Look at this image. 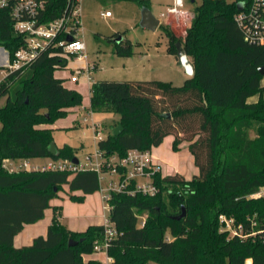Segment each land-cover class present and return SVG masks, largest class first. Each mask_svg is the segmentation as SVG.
Instances as JSON below:
<instances>
[{
    "label": "trees",
    "instance_id": "trees-1",
    "mask_svg": "<svg viewBox=\"0 0 264 264\" xmlns=\"http://www.w3.org/2000/svg\"><path fill=\"white\" fill-rule=\"evenodd\" d=\"M136 1L149 6L148 0ZM66 4L48 0L41 19L56 18ZM237 11L235 1L202 0L184 36L161 25L169 39L167 52L177 58L180 42L195 65L194 75L183 85L160 79L91 84L90 109L112 112L113 127H124L119 135L111 132L98 140L103 156L152 149L174 134L173 148L188 141L199 168L190 179L158 172L160 192L154 196L111 193L108 217L117 234L108 253L114 264H246L248 258L264 264V195L254 196L264 187V74L259 70L264 44L245 39ZM24 41L13 32L9 10L0 8V46L12 59ZM116 42L117 54L133 53L131 41ZM67 56L61 46L50 45L0 82V264H100L85 256L103 240L104 224L71 230L61 220L60 206L50 203L65 185L71 199L83 201L100 189L98 172L10 171L4 166L7 160L77 155L70 144L52 154L54 128L43 126L83 103L82 93L55 75L67 68ZM255 95L259 98L251 101ZM77 190L83 195L72 194ZM50 207L54 214L47 234L30 245L15 246L14 237L25 224L44 218ZM183 207L186 215L177 219ZM221 214L233 218L232 229L225 227ZM70 239L77 243L69 245Z\"/></svg>",
    "mask_w": 264,
    "mask_h": 264
},
{
    "label": "rangeland",
    "instance_id": "rangeland-1",
    "mask_svg": "<svg viewBox=\"0 0 264 264\" xmlns=\"http://www.w3.org/2000/svg\"><path fill=\"white\" fill-rule=\"evenodd\" d=\"M184 1L185 9L191 13L190 18L171 16L168 19L165 18L161 23V25L170 26L180 36L186 34V30L191 26L194 10L202 2V0ZM228 1L233 2L234 0ZM148 2V7L158 17L162 12H166L174 0H148ZM143 7L136 0H82L80 37L86 43L87 56L85 59L79 60L77 56L68 55V66L62 70L69 75L76 74L83 78L82 67L88 62L91 66L96 67L91 69L92 82L102 79L116 81L160 79L171 81L176 86L183 85L190 75L178 64L176 56L167 52L169 39L164 27L160 25L154 31L141 25ZM106 11H111V16L104 15ZM118 37L124 42L131 41L133 53L130 56H121L116 53ZM2 70L4 68L0 66V72ZM0 79H2L1 74ZM69 79L71 78L69 77ZM73 84H77V82L74 81ZM3 103L4 101L1 100L0 104ZM88 112L85 107L78 112H71L69 117L73 114L74 117L70 118V125L55 129L53 133L58 146L65 143L75 146L77 157L81 161H85L87 154L95 153L99 138H106L115 128L113 126L116 116L112 112H96L94 115ZM85 117L87 120L84 119ZM95 123L98 124V132L94 128ZM174 139L175 135L170 134L162 142L163 144L161 143L162 151L168 153L167 157L161 156L164 159L162 172L167 174L169 167L172 172H177L178 168L181 169L185 177L192 178L199 173V168L189 150L188 141L184 140L176 150L173 148ZM11 161L7 160L10 165ZM15 161V163L28 161L32 167L47 163L49 158L16 159ZM112 177L110 174H105L101 180V187H106L108 180ZM262 190L264 187L260 189V191ZM57 199L68 213L66 218H61L68 226H71L72 222L78 223L87 218L86 206L80 207L78 201L71 199L65 190L61 191V196L59 195ZM88 200L86 201H94L98 204L99 197L94 196L92 201ZM60 208L62 213L63 208L61 206ZM102 210L101 205L93 208L98 220L103 219ZM51 214L52 207L47 211L48 217ZM147 264L158 263L150 261Z\"/></svg>",
    "mask_w": 264,
    "mask_h": 264
},
{
    "label": "built area",
    "instance_id": "built-area-1",
    "mask_svg": "<svg viewBox=\"0 0 264 264\" xmlns=\"http://www.w3.org/2000/svg\"><path fill=\"white\" fill-rule=\"evenodd\" d=\"M241 8L235 15L238 26L243 30L245 39L249 42L264 44V0H234ZM48 0H0V8H6L10 12L11 25L15 35H23L24 45L20 47L10 58L8 50L0 46V66L4 68L0 72L2 79L8 72L18 70L29 65L39 53L50 45L61 46L66 55L77 56L79 59L86 58V43L80 37V26L82 16V0H67L66 7L61 15L56 18L44 21L41 18L46 11ZM238 7V6H237ZM111 11H106L104 15L111 16ZM191 13L185 9L184 0H174L166 12H162L158 18L160 23L171 16L179 18H190ZM71 38L72 40H69ZM94 66L82 68V73L89 74ZM71 79L77 81L79 76L74 74ZM87 120V118H84ZM98 124H94L97 131ZM101 139V138H99ZM153 149V148H152ZM152 149L140 150L131 149L127 155L120 157L117 154L103 156L99 148L95 153L85 156V161L79 160L77 163L73 159H51L42 165L30 167L28 161L20 163L18 166H4L10 171L18 169L29 170H59L76 173L81 170H96L99 174L100 182L105 174L113 176L108 180L107 188L104 190V200L106 209L109 212L108 202L112 192H127L136 194L137 192L146 195H157L160 192L159 185L155 182V176L161 172V166L155 162ZM256 195H264V190L258 191ZM221 221L226 228L232 229L233 218L220 215ZM104 238L94 246V252L104 251L108 260L100 264H114L113 258L108 253L110 240L117 234V230L110 221L108 215L105 222ZM145 224V217H141L140 225ZM233 232L237 231L233 229ZM246 237L247 235H242Z\"/></svg>",
    "mask_w": 264,
    "mask_h": 264
},
{
    "label": "crops",
    "instance_id": "crops-1",
    "mask_svg": "<svg viewBox=\"0 0 264 264\" xmlns=\"http://www.w3.org/2000/svg\"><path fill=\"white\" fill-rule=\"evenodd\" d=\"M83 59H79V60H83ZM176 61H178V58H176ZM178 64H179V62H178ZM89 65L90 64H88V62H86V64L82 68L84 69V68H86ZM95 68L96 67L94 66L93 69H95ZM55 75L57 77L65 78V85L66 86H68L70 88H75V89L79 90L82 93V95H83V103L81 105H77V106L71 107L69 109V114L71 112H78L83 107H85V109H88V111H89L88 113H90L91 115H94L96 113V112H93L90 109L91 84H92L91 70H90L89 74H87V73L86 74H83L84 75L83 78L82 77H79V79L76 81L77 84H73L74 81L72 79H69V77L71 78L74 74L69 75V74L65 73L62 69L56 70ZM262 85L264 87V77L262 79ZM258 98H259V95H255V96L251 97L250 100L251 101H255ZM69 114L66 117H64V118L57 119L52 124L43 125V126L53 127L54 130L55 129H59V128L68 127L70 125V118L74 117V114H73V116L71 115V117H69L70 116ZM165 139H166V137H165ZM54 141H55V138H54ZM65 144H68V143H65ZM162 144L159 145L158 147H153V149H152L153 158H154L155 162H157L161 166V171H163V164H164V159L161 156L167 157V154H168L166 151L165 152L162 151V149H163L162 148L163 147ZM188 145H189V143H188ZM58 147H60V146H58ZM97 148H98V143H97ZM192 156H193V154H192ZM15 162H16L15 160H12L11 161V165H10L9 162L6 161V163H7L8 166H15L16 167V166H18L20 164V163H15ZM176 171L177 172H172L171 171V168L169 167V170H168L167 174L180 173V174L184 175L183 172L181 171V169H178L177 168ZM162 174L163 175H167V174H165L163 172H162ZM186 178L187 179H190L189 177H186ZM100 184H101V182H100ZM106 188H107V186L104 187V188L100 187V189L98 191H96L94 193H91V194H86L83 201H81V202L78 201L80 207L86 206V210H87V213H88L87 214L88 215L87 218L82 219L78 223L77 222H72L73 225L71 224V226H68L63 221L62 222L69 229L75 230V231H83L89 225H92V224H103L105 222V220H106L107 215H108V211L106 209V202L104 200V194H105V191L104 190ZM64 190L69 194V188H68L67 185H65ZM72 194H75V195H83V192L81 190H77V191H73ZM59 195L61 196V191L59 192ZM94 196H98L99 197L98 204H96L94 201L93 202H87V201H89L88 199L91 200L92 197H94ZM50 203H51V206H61L63 208V212H62L61 218H66V215H68V213L64 209V206H62L63 204L58 201L57 197L56 198H53ZM100 205H101V208L103 209L101 211V215H102V218H103L102 220H100V219L98 220L97 217H95V213L93 211V208L100 207ZM48 209L49 208H47L45 210V216H44V218L40 219L39 221H37L35 223L25 224L23 230L21 232H19L14 237V245L15 246L21 247V246H25V245H30V244L33 243L35 237H37L39 235H44L45 236L47 234L48 227H49V225H50V223L52 221L53 214H54V210L52 208V214H51V216L48 217V215H47ZM64 212H66V213H64ZM85 257L86 258H94V259L99 260L100 262H106L108 260L107 253L104 252V251H101V252H93L91 254L86 255ZM246 264H252V260L250 258H248L246 260Z\"/></svg>",
    "mask_w": 264,
    "mask_h": 264
},
{
    "label": "water",
    "instance_id": "water-1",
    "mask_svg": "<svg viewBox=\"0 0 264 264\" xmlns=\"http://www.w3.org/2000/svg\"><path fill=\"white\" fill-rule=\"evenodd\" d=\"M194 2V0H191ZM238 8H241V4L237 5ZM141 25L143 27L149 28L151 30H157L158 27L161 25L160 19L152 12V10L148 6H144L142 8V19H141ZM69 40H72L69 38ZM116 41H121V38L118 37ZM177 46V58L179 64L185 69L186 73L190 76L194 75L195 73V65L187 52L183 49L182 44L178 42L176 44ZM261 74H264V65L259 68ZM170 116V114H168ZM124 127L122 124H118L114 129H113V134L114 135H119L123 131ZM49 150L52 154H57L58 153V146L56 142H52L49 146ZM73 161L77 163L79 161L78 157L75 156L73 158ZM186 215V209L183 207L182 213L179 215L175 216L177 219H181ZM77 243L76 240L70 239L69 245H75Z\"/></svg>",
    "mask_w": 264,
    "mask_h": 264
}]
</instances>
